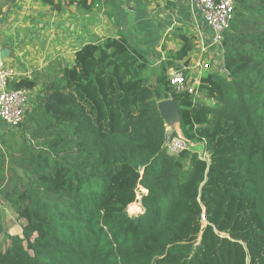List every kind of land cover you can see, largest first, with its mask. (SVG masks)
<instances>
[{"label": "trees", "instance_id": "obj_1", "mask_svg": "<svg viewBox=\"0 0 264 264\" xmlns=\"http://www.w3.org/2000/svg\"><path fill=\"white\" fill-rule=\"evenodd\" d=\"M179 37L159 68L119 32L83 44L72 64L10 81L39 92L0 135V234L10 239L0 264H264V0H236L224 69L204 74L198 98L169 81L197 47L193 33ZM170 96L208 160L166 149L159 103ZM139 185L143 210L130 215ZM3 203L22 236L5 234Z\"/></svg>", "mask_w": 264, "mask_h": 264}, {"label": "crops", "instance_id": "obj_2", "mask_svg": "<svg viewBox=\"0 0 264 264\" xmlns=\"http://www.w3.org/2000/svg\"><path fill=\"white\" fill-rule=\"evenodd\" d=\"M60 1L62 7L58 10L43 0H6L2 5L0 25L12 27L11 43L14 45L18 40L16 37L21 36L37 37L41 44L40 47L27 46L25 52L10 45L2 49L5 51L4 60L10 68L18 71L19 68H24L23 65L35 66V60L41 57L47 58L48 63L51 59L54 62L63 57H72L70 59L72 64L76 51L83 44L109 36L114 37L119 32H123L130 44L159 68L170 57V53L181 45L179 34L182 29L193 33L196 41L203 26L196 0H113L109 3L97 2L91 10L84 9L79 4L70 7L66 0ZM97 6L100 10L96 9L95 12ZM77 9L83 11L79 15L84 17L83 20L74 18ZM65 25L72 26L71 30L74 32L66 33ZM77 26H80V34ZM73 37H82L85 43L78 45L76 38ZM71 44L74 45V49ZM12 51L13 54H18V58L17 60L10 58L8 61L7 55ZM198 51L197 45L190 53V63L198 56ZM215 52L218 50L210 51L207 58L212 59L217 55ZM47 65L43 64L35 71L45 69ZM25 76L32 77L29 73ZM175 127L176 130H181L179 125ZM8 129L10 128H7L0 119V135Z\"/></svg>", "mask_w": 264, "mask_h": 264}, {"label": "built area", "instance_id": "obj_3", "mask_svg": "<svg viewBox=\"0 0 264 264\" xmlns=\"http://www.w3.org/2000/svg\"><path fill=\"white\" fill-rule=\"evenodd\" d=\"M196 2L203 20L201 34L196 40L199 48L198 56L189 66L182 64L178 68L171 69L169 81L176 92L193 94L198 98L200 96L199 86L204 74L212 68L224 69L222 62L219 66L214 67L211 58H207V55L214 49H217L220 54L223 52L224 34L230 28L234 18L236 0H220L219 2L216 0H196ZM188 70L190 73L187 72ZM16 77V71L6 66L5 60H2L0 63V118L11 129H16L25 119L27 111L31 108L30 96L33 91L26 88L11 89L9 83ZM166 127L165 147L169 153L175 155L184 150H193L198 152L202 158L209 159L208 150L205 149L204 153H201L195 149L196 144H204L205 146V141L203 143L191 142L181 130H176L168 124ZM147 192V189L139 185L135 203L141 204V200ZM202 221L206 222L204 214Z\"/></svg>", "mask_w": 264, "mask_h": 264}, {"label": "rangeland", "instance_id": "obj_4", "mask_svg": "<svg viewBox=\"0 0 264 264\" xmlns=\"http://www.w3.org/2000/svg\"><path fill=\"white\" fill-rule=\"evenodd\" d=\"M5 3H6V0H0V6L4 5ZM96 9L100 10V7L97 6L95 8V12H96ZM81 13H83V11L81 9L75 10L74 18L78 17V19L83 20L84 17H79V15ZM77 22H79V20H77ZM11 28L12 27H8L6 24L0 25V49L1 50L5 49L3 47L5 45L13 46L16 49L18 48L22 52H25L27 46H30V45H33V47L34 46L40 47L41 44H40L39 40L37 39V37H21V36L16 37V38H18V40L15 42V44H14L15 46H14L12 44L13 42L11 43V38H12V36L10 34ZM71 28H72V26L71 27L66 26V25L64 26V30L66 33H69V32H70V34L73 33L74 31H72ZM77 31H78V34H80V26H77ZM73 38H76V44H78V45L85 43L84 42L85 40H83L82 37H73ZM36 40H38V42H36ZM70 46L73 47V49H74L73 44H71ZM28 51H27V54H28ZM215 53H217V55H215L211 59V62H212L214 67H217L221 63L220 55H218L220 52H215ZM7 58H8V61H10V58L13 60H17L18 54H13V51H12V53L10 55H7ZM70 59H72V57L71 58H64V57L60 58V60H62L66 64H70ZM35 61H36L34 64L35 66L23 65L24 68H19L18 71L16 70L17 77L18 76H25L26 73H29V75H33L35 72L42 71L43 69L36 70V71H35V69H39L41 67V65H43V64L47 65V63H48L47 58L44 59L43 57H41V59H37ZM51 63H53V59H51V62L48 63L47 67L49 65H51ZM6 66L9 67V65L7 63H6ZM33 67H37V68H33ZM31 69H34V70H31ZM38 92H39V88L32 91V94L30 96V106L31 107L33 105V101L36 98ZM168 99H173V98L169 97ZM1 121H2V119H1ZM2 123H3V121H2ZM167 124L173 128H176L175 125H178L177 123L176 124L167 123ZM6 127L9 128L8 126H6ZM196 145L197 146L195 147V149H197L201 153H204V150H205L204 144H196ZM132 205H134V207H132ZM132 205L129 206V208H128V212L130 215H136L143 210L142 205L139 203L134 202V203H132ZM1 214H2V221H3L4 229H5V234L11 235V236H22V224H21L22 221L18 218V216L14 212V210L11 207H9L6 203H3L2 208H1ZM9 244H10V239L6 238L4 234H0V248L6 249Z\"/></svg>", "mask_w": 264, "mask_h": 264}, {"label": "water", "instance_id": "obj_5", "mask_svg": "<svg viewBox=\"0 0 264 264\" xmlns=\"http://www.w3.org/2000/svg\"><path fill=\"white\" fill-rule=\"evenodd\" d=\"M5 58V51L0 49V63ZM159 108L162 116L169 124H178L180 126V108L175 99H164L160 101Z\"/></svg>", "mask_w": 264, "mask_h": 264}, {"label": "bare ground", "instance_id": "obj_6", "mask_svg": "<svg viewBox=\"0 0 264 264\" xmlns=\"http://www.w3.org/2000/svg\"><path fill=\"white\" fill-rule=\"evenodd\" d=\"M131 205H132V204H131ZM131 205H130V206H131ZM132 207H134V205H132Z\"/></svg>", "mask_w": 264, "mask_h": 264}]
</instances>
